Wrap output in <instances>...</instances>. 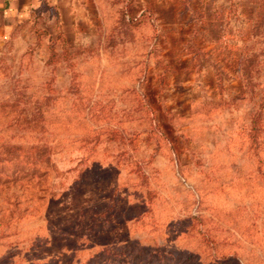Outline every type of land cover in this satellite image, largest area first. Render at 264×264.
I'll use <instances>...</instances> for the list:
<instances>
[{"label": "rangeland", "instance_id": "obj_1", "mask_svg": "<svg viewBox=\"0 0 264 264\" xmlns=\"http://www.w3.org/2000/svg\"><path fill=\"white\" fill-rule=\"evenodd\" d=\"M256 5L80 0L18 23L0 42V264H264Z\"/></svg>", "mask_w": 264, "mask_h": 264}, {"label": "crops", "instance_id": "obj_2", "mask_svg": "<svg viewBox=\"0 0 264 264\" xmlns=\"http://www.w3.org/2000/svg\"><path fill=\"white\" fill-rule=\"evenodd\" d=\"M45 3L68 8L71 14H75L80 6V0H0V42Z\"/></svg>", "mask_w": 264, "mask_h": 264}, {"label": "trees", "instance_id": "obj_3", "mask_svg": "<svg viewBox=\"0 0 264 264\" xmlns=\"http://www.w3.org/2000/svg\"><path fill=\"white\" fill-rule=\"evenodd\" d=\"M256 9L260 13L264 12V0H257ZM256 26H259V22L256 23Z\"/></svg>", "mask_w": 264, "mask_h": 264}]
</instances>
